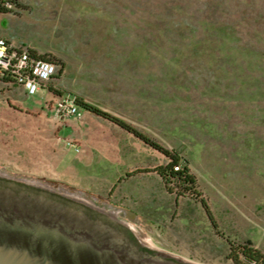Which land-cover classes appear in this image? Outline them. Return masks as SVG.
<instances>
[{
  "label": "rangeland",
  "instance_id": "374dc122",
  "mask_svg": "<svg viewBox=\"0 0 264 264\" xmlns=\"http://www.w3.org/2000/svg\"><path fill=\"white\" fill-rule=\"evenodd\" d=\"M16 2L0 14V36L58 64L47 87L62 94L51 91L45 102L58 109L61 131L45 137L70 163L35 175L20 145L9 153L19 161L0 164V174L77 194L136 230L144 245L192 262L235 264L229 243L247 239L264 253V0ZM76 95L179 151L217 228L198 197L167 190L154 171L169 161L164 154L76 105ZM69 102L77 106L71 115ZM34 103L26 97L22 108Z\"/></svg>",
  "mask_w": 264,
  "mask_h": 264
},
{
  "label": "water",
  "instance_id": "95a60500",
  "mask_svg": "<svg viewBox=\"0 0 264 264\" xmlns=\"http://www.w3.org/2000/svg\"><path fill=\"white\" fill-rule=\"evenodd\" d=\"M139 238L85 201L0 174V264H194Z\"/></svg>",
  "mask_w": 264,
  "mask_h": 264
},
{
  "label": "crops",
  "instance_id": "0c3cea01",
  "mask_svg": "<svg viewBox=\"0 0 264 264\" xmlns=\"http://www.w3.org/2000/svg\"><path fill=\"white\" fill-rule=\"evenodd\" d=\"M49 94H52V92L48 87L41 89L36 94H28L22 85L0 81V164L9 165L10 163L18 162V158L9 155V153L18 152L21 145L27 153L26 167L30 169L31 173L44 175L46 171H50V168H56L59 171L67 169L70 163L67 153L61 152L63 149L60 150L61 146L56 142V139H54L52 146L49 143L50 138L45 137L55 135L56 138L57 132L55 130L61 131V128L56 125L58 109L49 106L45 102V96ZM26 97L35 98V103L28 106L27 109H23L22 103L25 102ZM63 114L62 112L60 113V115ZM100 126L101 123H95L92 126V131H98ZM79 128L80 126L74 123L71 131L76 134V137L82 138ZM19 134H22V141L18 139ZM29 135L32 137L31 139ZM42 147H44V151ZM48 151H51V154H48ZM71 156L74 157L75 155ZM77 158L80 159L81 163L85 159L81 156ZM120 182V180L115 182L113 188L114 186H120ZM72 195L76 196L77 194ZM113 204L122 210L128 209L127 211H129L131 217H133V214L137 215V211H132L129 209L130 207L123 206V202H115Z\"/></svg>",
  "mask_w": 264,
  "mask_h": 264
},
{
  "label": "trees",
  "instance_id": "16d2710c",
  "mask_svg": "<svg viewBox=\"0 0 264 264\" xmlns=\"http://www.w3.org/2000/svg\"><path fill=\"white\" fill-rule=\"evenodd\" d=\"M16 4V0H0V14L13 12V7ZM31 51L35 55H39L33 49H31ZM39 56L45 58L44 56ZM60 72H62V69H60ZM48 88L51 91L62 94L59 90L54 89L51 85H49ZM74 102L82 109L92 112L117 124L124 130L130 132L142 140L145 144L164 154L169 159V161L165 164L157 166L154 171H156L162 177L167 190L174 192L176 194V199H178L180 196H186L188 194L198 197L206 214L212 222L213 227L217 228L213 212L211 211L207 200L201 197V193L197 190V177L193 172H191L187 159L184 158L179 151L164 146L153 137L139 130L127 120L99 107L98 105H95L92 102L86 101L81 96L76 95L74 97ZM229 244L230 258H232L235 264H264V253H262L258 248L253 247L251 239H247L238 247L235 246L233 242H230Z\"/></svg>",
  "mask_w": 264,
  "mask_h": 264
},
{
  "label": "built area",
  "instance_id": "2783aa9c",
  "mask_svg": "<svg viewBox=\"0 0 264 264\" xmlns=\"http://www.w3.org/2000/svg\"><path fill=\"white\" fill-rule=\"evenodd\" d=\"M58 73V64L51 59L35 55L30 47H18L6 37L0 36V80L19 84L28 94H36ZM65 113L77 112L74 102L63 105ZM63 113V112H62ZM76 150H79L76 147Z\"/></svg>",
  "mask_w": 264,
  "mask_h": 264
},
{
  "label": "bare ground",
  "instance_id": "6f19581e",
  "mask_svg": "<svg viewBox=\"0 0 264 264\" xmlns=\"http://www.w3.org/2000/svg\"><path fill=\"white\" fill-rule=\"evenodd\" d=\"M75 197V196H74ZM148 239H149V241L151 242V244H153L154 245V243H153V240H152V238L149 236L148 237ZM141 240V239H140ZM145 244V243H144ZM150 246H152V245H150ZM186 260H188V259H186ZM190 261V260H189ZM190 262H192V261H190ZM192 263H194V264H199V263H196V262H192Z\"/></svg>",
  "mask_w": 264,
  "mask_h": 264
},
{
  "label": "flooded vegetation",
  "instance_id": "af4514ba",
  "mask_svg": "<svg viewBox=\"0 0 264 264\" xmlns=\"http://www.w3.org/2000/svg\"><path fill=\"white\" fill-rule=\"evenodd\" d=\"M127 225V224H126ZM136 231V230H135Z\"/></svg>",
  "mask_w": 264,
  "mask_h": 264
}]
</instances>
